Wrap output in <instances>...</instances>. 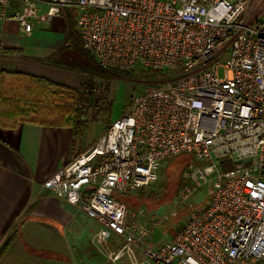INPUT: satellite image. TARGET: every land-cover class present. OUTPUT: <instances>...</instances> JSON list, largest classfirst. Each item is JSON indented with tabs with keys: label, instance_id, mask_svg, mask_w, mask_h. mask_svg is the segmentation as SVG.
<instances>
[{
	"label": "built area",
	"instance_id": "1",
	"mask_svg": "<svg viewBox=\"0 0 264 264\" xmlns=\"http://www.w3.org/2000/svg\"><path fill=\"white\" fill-rule=\"evenodd\" d=\"M72 5L82 45L103 69L176 73L134 95L44 189L101 224L94 243L113 262L141 264V246L151 264L264 262V0H20L18 9L0 0V21L32 33ZM182 154L194 164L181 200L211 181V201L170 241L151 244L157 223L127 225L119 197L156 184ZM114 234L123 243L113 249Z\"/></svg>",
	"mask_w": 264,
	"mask_h": 264
},
{
	"label": "crops",
	"instance_id": "2",
	"mask_svg": "<svg viewBox=\"0 0 264 264\" xmlns=\"http://www.w3.org/2000/svg\"><path fill=\"white\" fill-rule=\"evenodd\" d=\"M12 3L19 8L20 0ZM39 11L46 12L47 6L39 3ZM68 19L65 11L48 23L36 22L32 33L23 32L15 21H0V78L7 75L6 87L19 84L14 75L19 73L80 88L81 73L44 63L65 45ZM82 129L35 122L0 127V247L15 235L0 264H104L100 257L109 264H122L124 259L133 263L128 256L118 262L109 259L94 243L101 224L43 187L101 136H86ZM113 241L109 248L121 245ZM139 255L144 257L143 246L136 248L138 262Z\"/></svg>",
	"mask_w": 264,
	"mask_h": 264
},
{
	"label": "rangeland",
	"instance_id": "3",
	"mask_svg": "<svg viewBox=\"0 0 264 264\" xmlns=\"http://www.w3.org/2000/svg\"><path fill=\"white\" fill-rule=\"evenodd\" d=\"M66 12L69 16V25L64 35L65 41L63 44L65 45L63 47L65 48L66 46L69 49L64 54V61L68 65L81 68L84 71L82 73L78 72L82 74V81L85 79L87 87L91 89L95 97L90 102V92L85 90L86 100L82 101L81 123L79 126L83 128L82 131L86 130V136H99L100 134L102 136L111 123L119 120L124 115L125 109L134 95L144 91L148 85L164 82L172 78L176 72H167L164 78L154 79L148 75V71L143 70L139 66L132 72L100 73L96 71L95 63L98 62L93 55L84 49L79 36L78 19L81 9L77 5H72L67 7ZM224 60L222 59V61ZM223 75L224 71L221 68L220 76ZM49 90L52 91V88H49ZM169 161L162 166L160 177L156 184L143 190H138L132 195L119 197L129 209L127 225L141 223L146 226L149 222L150 225L157 223L152 229L151 238L148 240L151 244L159 245L170 241L186 224L192 208H203L211 201L212 182L210 181L209 184L198 190L190 200L183 202L179 194V180L181 182V177L184 173L182 161H178L179 163L173 167ZM167 188H171L169 190L174 195L168 193L165 199L169 198L156 209L154 206L159 202L161 195L167 191ZM113 240L117 242L113 241L116 246L119 242L120 244L123 243V239L117 234H114ZM100 258L104 264H109V261L105 260V258ZM138 258L141 264H151L141 255ZM261 262L263 261L255 264H262ZM122 264L132 263L124 259Z\"/></svg>",
	"mask_w": 264,
	"mask_h": 264
},
{
	"label": "trees",
	"instance_id": "4",
	"mask_svg": "<svg viewBox=\"0 0 264 264\" xmlns=\"http://www.w3.org/2000/svg\"><path fill=\"white\" fill-rule=\"evenodd\" d=\"M68 49L69 47H63L56 56L46 60L44 63L50 66L79 71L81 73L84 72L81 68L68 65V63L64 61V54ZM95 69L100 73H120L114 70L103 69L99 63H95ZM148 73V75L154 79L164 78L166 74L165 72L151 71H148ZM14 75L19 79V84L15 85V87L5 86L7 75L0 78V127L14 129L22 122H35L41 126L77 128L81 123V105L82 101L85 99V90L90 92V102L95 99L94 93L87 87L85 79L77 90L57 84L45 78H32L19 73H14ZM49 88H52V91H50ZM180 160L184 167V173L181 177V182L179 180V194L186 185V169L194 164L193 157L187 154L176 156L171 159L169 163H171L173 167L177 165ZM224 165L225 169L232 168L229 164ZM169 189L171 188H167V191ZM167 191L161 195L162 197L159 199V202L154 206L156 209L169 198L167 197L165 199L168 193L174 195L170 190ZM175 194L177 195V193ZM14 237L15 235L9 236L0 247V260L12 244ZM261 263L264 264L263 262Z\"/></svg>",
	"mask_w": 264,
	"mask_h": 264
},
{
	"label": "water",
	"instance_id": "5",
	"mask_svg": "<svg viewBox=\"0 0 264 264\" xmlns=\"http://www.w3.org/2000/svg\"><path fill=\"white\" fill-rule=\"evenodd\" d=\"M161 83V82H160Z\"/></svg>",
	"mask_w": 264,
	"mask_h": 264
}]
</instances>
